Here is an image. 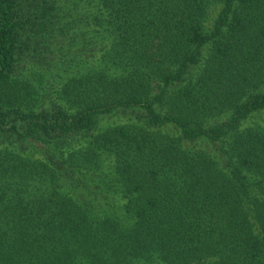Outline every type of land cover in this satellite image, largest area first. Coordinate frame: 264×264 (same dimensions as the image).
<instances>
[{"label": "trees", "instance_id": "trees-1", "mask_svg": "<svg viewBox=\"0 0 264 264\" xmlns=\"http://www.w3.org/2000/svg\"><path fill=\"white\" fill-rule=\"evenodd\" d=\"M54 3L0 0V264H264V0H76L111 39L71 112L16 74Z\"/></svg>", "mask_w": 264, "mask_h": 264}, {"label": "rangeland", "instance_id": "rangeland-1", "mask_svg": "<svg viewBox=\"0 0 264 264\" xmlns=\"http://www.w3.org/2000/svg\"><path fill=\"white\" fill-rule=\"evenodd\" d=\"M54 1L57 7L50 17L47 31L29 41L28 51L22 56L16 74L30 75L35 79L38 86L34 95L37 96V100L33 101V105L37 110L53 109L55 105H62L71 112L73 109H68L70 106L65 104L61 97L64 83L76 78L77 70L101 68L103 62L101 57L108 49L111 36L103 29L97 30L98 26L92 24L90 17L76 16V0ZM127 116L121 114L100 116L97 128L125 122ZM80 135L71 133L67 135V139L66 137L59 139L65 140V146L74 144L76 147V139ZM34 146L41 149L44 156L52 154L51 149L47 147L40 148L38 144ZM61 174L66 192L80 198L88 208L104 207L102 201L106 192L95 189L96 179L87 184L81 176L76 175V171L66 169ZM86 185L91 189L86 188Z\"/></svg>", "mask_w": 264, "mask_h": 264}]
</instances>
